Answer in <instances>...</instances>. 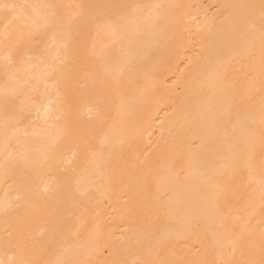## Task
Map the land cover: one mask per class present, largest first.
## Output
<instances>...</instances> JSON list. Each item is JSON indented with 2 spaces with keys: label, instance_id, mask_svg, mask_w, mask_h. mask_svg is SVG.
<instances>
[{
  "label": "bare ground",
  "instance_id": "obj_1",
  "mask_svg": "<svg viewBox=\"0 0 264 264\" xmlns=\"http://www.w3.org/2000/svg\"><path fill=\"white\" fill-rule=\"evenodd\" d=\"M0 264H264V0H0Z\"/></svg>",
  "mask_w": 264,
  "mask_h": 264
}]
</instances>
